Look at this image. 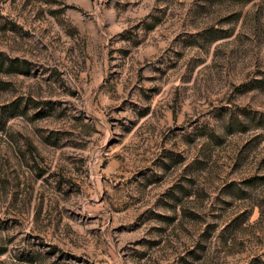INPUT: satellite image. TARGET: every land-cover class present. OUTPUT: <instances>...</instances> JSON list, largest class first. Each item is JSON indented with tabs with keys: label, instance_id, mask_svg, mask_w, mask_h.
Masks as SVG:
<instances>
[{
	"label": "rangeland",
	"instance_id": "1",
	"mask_svg": "<svg viewBox=\"0 0 264 264\" xmlns=\"http://www.w3.org/2000/svg\"><path fill=\"white\" fill-rule=\"evenodd\" d=\"M0 264H264V0H0Z\"/></svg>",
	"mask_w": 264,
	"mask_h": 264
}]
</instances>
